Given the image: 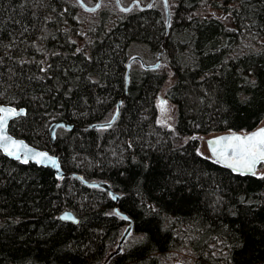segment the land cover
Segmentation results:
<instances>
[{"label":"trees","instance_id":"1","mask_svg":"<svg viewBox=\"0 0 264 264\" xmlns=\"http://www.w3.org/2000/svg\"><path fill=\"white\" fill-rule=\"evenodd\" d=\"M168 1L167 30L162 0L102 7L88 24L77 0H0V103L26 108L9 131L58 152L70 174L0 150V264H161L174 250L194 264H264V175L198 151L200 135L264 119V0ZM133 43L161 64L135 60L127 86ZM163 90L174 129L158 121ZM121 98L110 127L87 128ZM56 121L74 127L53 142ZM71 173L109 182L119 201ZM130 218L132 236L107 260Z\"/></svg>","mask_w":264,"mask_h":264},{"label":"water","instance_id":"2","mask_svg":"<svg viewBox=\"0 0 264 264\" xmlns=\"http://www.w3.org/2000/svg\"><path fill=\"white\" fill-rule=\"evenodd\" d=\"M77 1L82 7H84L85 9H87L89 11L97 10L100 7L101 2H102V0H98L96 4L89 5L84 0H77ZM154 1L155 0H150L146 5H143L140 0H132L128 5H123L121 0H116V3H117V5H118V7L120 9H122L124 11H128L131 8H133L134 5H138L141 8H148V7H150L153 4ZM163 4H164V8H165V13H166V22H167V30H168L169 27H170V24H171V9H170V5H169V1L168 0H163ZM158 58H159V60H158L157 63H155V64H147L140 54L132 55L129 58V61L127 63V86L129 84V81H130V72H131V68H132L131 66H132V62L134 60L138 59L142 63V65L144 67H146V68H156V67H158L161 64L160 53H159V57ZM122 102H123V98H121L118 101L116 110H115L113 116L109 120L99 121V122H94V123L88 124L87 128H107V127H110L116 121V119L118 118ZM0 109L9 110L7 112L0 111V118H6V126L2 127L3 135H6L7 137H9V141L8 142H0V143H10L11 141H16V142L24 145V147H22L17 153L20 156V159H17L15 156H9L7 154V152L4 151L3 147H0V150L6 156H8L9 158L15 159V160H20L21 162H23L25 156H27L28 162H33V163H36L38 165H43V166L50 167V168H52L54 170V172L57 175V177L62 179L66 175V172L62 169V166H61V163H60V160H59L58 152H51L48 149L39 148V147L29 143L24 138L15 136L14 134H12L9 131L10 121L12 119L20 116V115H24L26 113V108L25 107L18 108L16 106L9 105V104H0ZM13 111L16 112V113H19V114L18 115H12ZM61 126L65 127V128H68V129H71V128L74 127L73 124H68V123H66L64 121L53 122L50 125V128H49L51 140L53 142L56 139L57 129H58V127H61ZM261 129H264V123L259 124L256 128H254V129H252L250 131H223V132H215V133H213L210 137L206 138V143H207V147H208V150H209L210 158H212L213 160H215V161H217V162H219V163H221V164H223L225 166H228V164L232 163L231 159L226 161L219 154V153H221V152H223V151H225L227 149V154H228L229 157H231L232 150L227 148V144L229 142L227 140V138L232 137V136L246 137V136H248V135H250L252 133H255V132H257V131H259ZM221 138H225V139H221ZM216 141H220V143H216ZM213 149H216V151L213 152ZM35 153H47L48 157H51V158H53L56 161V164L54 165V164H52L51 162H49L47 160L44 161L43 163H37L36 162V158H34V154ZM262 163H264V160H258L256 162V164L254 165V167H253L251 172H249L246 168H243V167H240V168L229 167V166L228 167L231 168L235 172L246 173V174H253V172H254L256 174L259 165L262 164ZM73 175L79 177L83 181V183H85L87 185L100 186V187L108 190L111 193L113 200L116 203L119 201L120 195L113 190V188L111 187V185L108 182H106V181H96V180L88 181V180L84 179L82 175H79V174H76V173H73ZM115 210L118 213H121L119 208H118V206L115 207ZM122 215L125 218L129 219V216L127 214L122 213ZM66 216L69 217V218L65 219L64 217H66ZM59 217L62 220L72 221V222H75V223H77L79 221V218L71 210L63 211L60 214ZM132 231H133V220L130 218V223L127 225V227L124 229L123 233L121 234V236L119 238V241H118V243L116 245V248L109 253L107 260L109 258L113 257L115 254L120 253L123 250V244L128 239V237L132 233ZM172 264H182V263L179 262V261H175Z\"/></svg>","mask_w":264,"mask_h":264},{"label":"rangeland","instance_id":"3","mask_svg":"<svg viewBox=\"0 0 264 264\" xmlns=\"http://www.w3.org/2000/svg\"><path fill=\"white\" fill-rule=\"evenodd\" d=\"M131 1L132 0H121L123 5L129 4ZM141 1L143 4H145L149 0H141ZM169 3H170V6L172 7L173 2L169 1ZM110 5L115 10L119 8L116 3V0H102L101 6L95 11H89L80 5L81 6L80 17L82 18V20H84L85 24H88L90 21H93L96 18H98L99 10L102 9V7L103 8L109 7ZM131 49L133 52L132 54H140L146 60V62L148 63L155 62L153 57L151 56L148 45L141 44V43H133V46ZM156 104H157V109H158V121L162 125H165L168 128L174 129L176 126L177 118H178L177 104H175L173 101L167 98L165 90H163L161 94L157 97ZM262 123H264V119L261 122V124ZM212 134L213 133L199 136L198 151L205 156H210L207 143H206V138L210 137ZM256 175H264V163L262 164V167L258 168ZM130 236H132V233L130 234ZM133 237H135V235H133ZM162 259L163 260L161 264H172L175 261H180L183 264H194V256L189 252L181 251V250L171 251L167 255L162 256Z\"/></svg>","mask_w":264,"mask_h":264},{"label":"snow or ice","instance_id":"4","mask_svg":"<svg viewBox=\"0 0 264 264\" xmlns=\"http://www.w3.org/2000/svg\"><path fill=\"white\" fill-rule=\"evenodd\" d=\"M2 112H7L9 110L0 109ZM19 113L12 112V115H18ZM6 126V118H0V142H8L9 137L3 135L2 127ZM225 139V138H221ZM229 141L227 148L232 150L231 157L227 154V149L219 153L226 161L231 159L232 163L228 164L229 167L236 168H246L249 172L252 171L254 165L258 160H264V129H261L255 133H252L246 137L242 136H232L227 138ZM220 143V141H216ZM0 147H3L4 151L7 152L9 156H15L17 159H20V156L17 154L18 151L24 147V145L11 141L10 143H0ZM216 149H213L215 152ZM34 158H36L37 163H43L44 161H49L52 164H56V161L48 157L47 153H35ZM24 163H28V158L25 156ZM253 174H255L253 172ZM68 219L69 217H64Z\"/></svg>","mask_w":264,"mask_h":264},{"label":"bare ground","instance_id":"5","mask_svg":"<svg viewBox=\"0 0 264 264\" xmlns=\"http://www.w3.org/2000/svg\"><path fill=\"white\" fill-rule=\"evenodd\" d=\"M133 55H134V54H133ZM142 58H143V57H142ZM143 59H144V58H143ZM136 60H138V59H136ZM158 60H159V59H158ZM134 61H135V60H134ZM134 61H133V62H134ZM138 61H139V60H138ZM144 61H145V59H144ZM133 62H132V64H133ZM145 62H146V61H145ZM157 62H158V61H157ZM157 62H156V63H157ZM140 63H141V62H140ZM141 64H142V63H141ZM147 64H155V63H147ZM131 67H132V66H131ZM156 68H157V67H156ZM0 104H5V103H0ZM9 105H12V104H9ZM13 106H15V105H13ZM58 128H59V127H58ZM25 140H26V139H25ZM64 171H65V170H64ZM65 172H66V171H65ZM76 174H79V173H76ZM66 175H70V174L66 172ZM66 175H65V176H66ZM71 175H73V173H71ZM79 175H81V174H79ZM65 176H64V177H65ZM73 176H74V175H73ZM82 176H83V175H82ZM64 177H63V178H64ZM76 177H77V176H76ZM78 178H79V177H78ZM83 178H84V177H83ZM79 179H80V178H79ZM84 179H85V178H84ZM80 180H81V179H80ZM86 180H87V179H86ZM88 181H91V180H88ZM96 181H98V180H96ZM99 181H104V180H99ZM82 182H83V181H82ZM106 182H107V181H106ZM108 183H109V182H108ZM84 184H85V183H84ZM109 184H110V183H109ZM86 185H87V184H86ZM89 186H91V185H89ZM96 187H100V186H96ZM101 188H102V187H101ZM103 189H104V188H103ZM105 190H106V189H105ZM107 191H108V190H107ZM115 192H116V191H115ZM116 193H117V192H116ZM110 194H111V193H110ZM118 194H119V193H118ZM119 195H120V194H119ZM111 196H112V195H111ZM120 196H121V195H120ZM129 236H130V235H129Z\"/></svg>","mask_w":264,"mask_h":264}]
</instances>
